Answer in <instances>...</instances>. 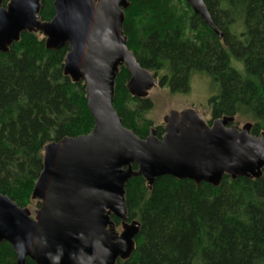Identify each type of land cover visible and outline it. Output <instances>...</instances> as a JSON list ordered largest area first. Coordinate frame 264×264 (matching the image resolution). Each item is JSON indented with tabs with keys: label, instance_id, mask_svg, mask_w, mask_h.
<instances>
[{
	"label": "trees",
	"instance_id": "trees-1",
	"mask_svg": "<svg viewBox=\"0 0 264 264\" xmlns=\"http://www.w3.org/2000/svg\"><path fill=\"white\" fill-rule=\"evenodd\" d=\"M203 1L221 38L184 0H128L122 24L127 48L141 68L165 70L160 84L173 92L187 91L192 73L208 76L219 88L208 102L212 119L246 121L257 136L264 132V0ZM53 16V0H40V21ZM67 52V45L47 50L41 34L26 32L7 53L0 52V194L20 208L33 205L44 147L93 128L83 83L63 74ZM232 59L242 61L243 73ZM129 77L121 67L113 108L138 138L153 129L160 140L163 127L152 128L144 117L151 104L130 96ZM124 191L127 220L140 229L130 259L115 264H264V169L258 179L224 175L218 187L161 176L148 189L136 177ZM16 261L12 247L1 242L0 264Z\"/></svg>",
	"mask_w": 264,
	"mask_h": 264
},
{
	"label": "water",
	"instance_id": "water-1",
	"mask_svg": "<svg viewBox=\"0 0 264 264\" xmlns=\"http://www.w3.org/2000/svg\"><path fill=\"white\" fill-rule=\"evenodd\" d=\"M218 38L203 0H184ZM0 0V52L20 40L24 32L41 34L47 50L67 45L63 74L83 83L93 118L89 134L64 137L44 147L43 169L32 200L40 205L31 217L0 194V243L35 264H115L135 251L140 225L127 220L126 183L142 177L150 189L156 178L221 184L227 175L258 179L264 169V132L241 129L234 117L210 123L194 109L171 111L163 118L164 135L153 130L144 139L125 128L113 108L114 83L121 67L129 73L132 97L145 98L156 77L140 67L128 50L122 30L128 0H53L54 16L39 19L40 0ZM136 169H133V166ZM113 219L119 220L121 232Z\"/></svg>",
	"mask_w": 264,
	"mask_h": 264
},
{
	"label": "rangeland",
	"instance_id": "rangeland-1",
	"mask_svg": "<svg viewBox=\"0 0 264 264\" xmlns=\"http://www.w3.org/2000/svg\"><path fill=\"white\" fill-rule=\"evenodd\" d=\"M235 29L236 31L241 32V25L237 24ZM232 66L240 73H243V63L242 61H239V59H232ZM164 73H166L165 70L159 72L158 74L152 73L157 79V85L149 90L147 97L143 98L148 99L151 104L150 109L144 113V117L152 125V128L162 126L164 130L163 118L168 115L169 112H181L182 110L190 108L197 111L198 114L207 122L213 120L208 102L212 96L218 94L219 88L210 80L208 76L201 73H192L188 80L187 91L173 92V90H171L167 85L160 84V79ZM129 106L131 108H135L134 102H131ZM236 121L237 119L235 118L234 124L239 129H241L245 123H248L246 121L239 120L236 124ZM37 201L38 200H32L33 205H35V202ZM33 205L29 207L31 217L34 216V212L38 209V207H33ZM116 227V231L118 233L121 232L119 224L116 225Z\"/></svg>",
	"mask_w": 264,
	"mask_h": 264
},
{
	"label": "flooded vegetation",
	"instance_id": "flooded-vegetation-1",
	"mask_svg": "<svg viewBox=\"0 0 264 264\" xmlns=\"http://www.w3.org/2000/svg\"><path fill=\"white\" fill-rule=\"evenodd\" d=\"M151 130H153V129H151ZM151 130H150V131H151ZM150 131H149V133H150ZM153 132H154V130H153ZM149 133H148V134H149ZM147 136H148V135H147ZM147 136H146V137H147ZM154 136H155V133H154ZM146 137H145V138H146Z\"/></svg>",
	"mask_w": 264,
	"mask_h": 264
},
{
	"label": "bare ground",
	"instance_id": "bare-ground-1",
	"mask_svg": "<svg viewBox=\"0 0 264 264\" xmlns=\"http://www.w3.org/2000/svg\"><path fill=\"white\" fill-rule=\"evenodd\" d=\"M193 14V13H192Z\"/></svg>",
	"mask_w": 264,
	"mask_h": 264
}]
</instances>
